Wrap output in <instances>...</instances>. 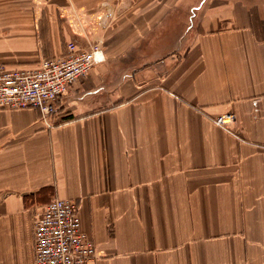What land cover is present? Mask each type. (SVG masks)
<instances>
[{"label": "crops", "instance_id": "obj_1", "mask_svg": "<svg viewBox=\"0 0 264 264\" xmlns=\"http://www.w3.org/2000/svg\"><path fill=\"white\" fill-rule=\"evenodd\" d=\"M70 41L104 60L54 126L0 109V264H34L55 198L91 264H264V0H0V63Z\"/></svg>", "mask_w": 264, "mask_h": 264}, {"label": "built area", "instance_id": "obj_2", "mask_svg": "<svg viewBox=\"0 0 264 264\" xmlns=\"http://www.w3.org/2000/svg\"><path fill=\"white\" fill-rule=\"evenodd\" d=\"M103 60L98 44L86 49L70 41L64 54L43 58L36 66L11 68L0 63V109L34 108L48 126H54L61 97ZM234 118L228 113L216 122L226 127ZM33 237L34 264H91L99 257L73 199L50 200L34 220Z\"/></svg>", "mask_w": 264, "mask_h": 264}]
</instances>
